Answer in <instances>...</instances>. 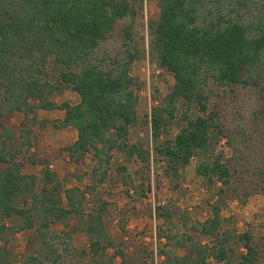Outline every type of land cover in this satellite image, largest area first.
Returning <instances> with one entry per match:
<instances>
[{"label":"trees","instance_id":"1","mask_svg":"<svg viewBox=\"0 0 264 264\" xmlns=\"http://www.w3.org/2000/svg\"><path fill=\"white\" fill-rule=\"evenodd\" d=\"M133 0H0V264H15L6 246L7 235L34 229L38 246L23 255L22 264H123L120 243L106 227L107 204L88 208L90 197L108 179L115 151L149 163L150 151L132 142L137 123L138 95L132 65L140 57L131 27L124 30L126 48H103L116 25L135 15ZM160 16L151 20L150 49L159 66L175 78L173 90L152 107L150 118L156 155L165 162V176L175 186L185 180L194 157L207 155L222 133L218 115L209 107V83L220 87L247 85L264 77V0H158ZM60 69L52 80L51 65ZM80 96L78 103H58L53 96L64 87ZM140 86V84H138ZM37 99V103H32ZM155 100H158L155 98ZM40 109L65 111L56 128L73 127L76 141L62 148L80 163L92 155L93 184L64 187L57 172L33 147V128L18 135L1 117L22 112L25 121ZM177 118L184 125L173 139L162 140ZM20 139L19 141L18 138ZM26 158H20L25 152ZM26 162L42 165L40 174L24 173ZM124 170L126 167L123 168ZM197 172L207 182L221 183L212 214L204 221L187 214L180 221L211 244L185 232H173L166 222L168 206L157 205L158 264H264L250 230L227 226L222 204L231 172L221 157L199 158ZM153 212V209L151 210ZM75 214L78 222L71 226ZM65 228L55 230L53 225ZM84 232L89 247L78 249L75 232ZM244 252L237 255L236 246ZM115 250L108 254L107 250ZM181 248L188 252L180 254ZM89 258L77 263L75 258Z\"/></svg>","mask_w":264,"mask_h":264},{"label":"rangeland","instance_id":"2","mask_svg":"<svg viewBox=\"0 0 264 264\" xmlns=\"http://www.w3.org/2000/svg\"><path fill=\"white\" fill-rule=\"evenodd\" d=\"M136 10L133 17L121 20L112 32L103 48L110 52L124 50L126 39L124 30L132 29L133 43L140 51V57L132 65V75L140 86H135L138 95L137 123L131 128L132 142H140L150 151L149 163H142L137 156L129 158L124 152L115 151V156L109 169L108 179L97 191L96 197H90L88 208L94 205L107 204L105 210L106 227L111 237L120 243L125 251L124 259L118 257L117 263L123 264H158L162 258L158 254L160 241L157 237V218L155 207L168 206L173 216L167 221L166 227L173 232H185L196 239L211 244V239L203 237L193 229H186L180 221L181 214L204 221L211 214V204L219 198L218 190L221 183L207 182L197 172L199 158L214 159L221 157L229 166L231 172L230 184L222 204V216L230 218L227 226L234 227L238 232L250 230L254 240L258 243L261 257L264 261V77L249 82L247 85L234 84L220 87L213 81L209 83V107L218 115L222 133L212 141L207 155L194 157L187 166L185 180L178 186L165 176V162L159 159L155 151L152 137L150 118L152 107L167 96L174 88L175 78L172 73L161 68L156 55L150 49L151 20L160 16L158 0H133ZM49 76L55 82L60 79V69L51 65ZM157 98L158 100H155ZM58 103H78L79 94L72 88L64 86L53 96ZM37 103V99H32ZM39 114L34 119L25 121L22 112H12L1 117V121L11 127L18 135L27 126L33 128V147L43 161L55 164L52 170L57 172L64 187L79 183L86 188L93 184L91 175L94 161L92 155L80 162L78 173L71 175L63 166L66 165L68 152L62 148L73 142L72 133L58 130L47 120H39ZM40 118L41 114H40ZM184 122L177 118L168 127L162 140L173 139L180 131ZM3 128L0 125V134ZM18 138V137H17ZM20 139L18 138L17 141ZM23 152L20 158H26ZM59 158V163L56 159ZM32 170L41 172L42 165L25 163ZM4 166L0 164V167ZM30 167V168H31ZM126 167L124 170L123 168ZM79 168V169H78ZM78 177V178H77ZM153 209V212L151 210ZM78 218L73 214L69 224L74 226ZM57 231L64 229L62 224L53 225ZM76 235V236H75ZM7 248L15 264H22L23 255L32 253L38 246L34 229H25L16 235H7ZM73 245L78 249L89 247L88 236L81 231L73 234ZM5 242L0 238V246ZM188 248H181L180 254L188 252ZM242 245L236 246V254L244 252ZM114 249L109 248L108 254ZM89 258H75L77 263H83Z\"/></svg>","mask_w":264,"mask_h":264},{"label":"crops","instance_id":"3","mask_svg":"<svg viewBox=\"0 0 264 264\" xmlns=\"http://www.w3.org/2000/svg\"><path fill=\"white\" fill-rule=\"evenodd\" d=\"M39 114V120H44V121H48L46 123L50 124L52 123L53 125V122L54 121H58V120H62L64 119L65 117V111L64 110H61V109H54V110H44V109H40L37 114L35 115V118L36 116ZM40 114H41V117L43 118H40ZM54 126V125H53ZM55 127V126H54ZM56 128V127H55ZM58 130H62V131H65V133H72L73 135V142L71 144H73L76 139H77V130L73 127H66V128H57ZM70 144V145H71ZM66 160H67V163L66 165H64L63 167L66 168V170L68 172H71V175L75 176L74 173H78L77 171V166L80 164V163H77V162H74L71 160L70 156H69V153H68V156H66ZM59 158L56 159V162L59 163ZM32 164V163H31ZM35 166H37L38 164H33ZM32 166V165H31ZM27 165V171L24 172V173H34V174H39V170H32V167ZM55 164H50V167L54 168ZM25 167V166H24ZM31 167V168H30ZM42 168V167H41ZM79 169V168H78ZM24 170V168H23ZM55 171V170H54ZM78 178V177H77ZM73 186H80L82 188H84L80 183L79 181L77 183H75ZM72 187V186H70ZM72 216V215H71ZM70 219V218H69ZM76 236V235H75Z\"/></svg>","mask_w":264,"mask_h":264}]
</instances>
